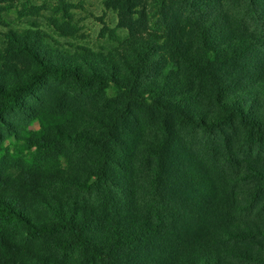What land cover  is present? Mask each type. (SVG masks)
<instances>
[{
	"label": "trees",
	"instance_id": "16d2710c",
	"mask_svg": "<svg viewBox=\"0 0 264 264\" xmlns=\"http://www.w3.org/2000/svg\"><path fill=\"white\" fill-rule=\"evenodd\" d=\"M37 2L0 0V264H264V0H105L95 47Z\"/></svg>",
	"mask_w": 264,
	"mask_h": 264
},
{
	"label": "rangeland",
	"instance_id": "374dc122",
	"mask_svg": "<svg viewBox=\"0 0 264 264\" xmlns=\"http://www.w3.org/2000/svg\"><path fill=\"white\" fill-rule=\"evenodd\" d=\"M40 1L41 0H38L37 3L40 4ZM104 1L105 0H70L74 5L73 12L75 14V21L81 33L85 35L81 41L92 47L100 43L98 34L103 23L109 25V27H114L116 25V16L111 11L105 9ZM14 16L15 14L12 13V17ZM1 31H3L2 27H0V32ZM119 34L122 38L127 37V32L124 30L119 31ZM108 95H112L111 90L108 91ZM32 128H37V126L33 125Z\"/></svg>",
	"mask_w": 264,
	"mask_h": 264
}]
</instances>
